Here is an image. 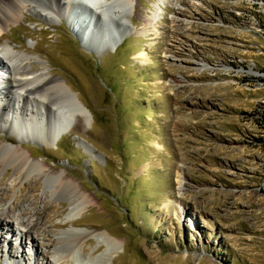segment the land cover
Wrapping results in <instances>:
<instances>
[{"label": "rangeland", "instance_id": "1", "mask_svg": "<svg viewBox=\"0 0 264 264\" xmlns=\"http://www.w3.org/2000/svg\"><path fill=\"white\" fill-rule=\"evenodd\" d=\"M109 3L113 26L91 17V4L80 18L25 10L2 30L0 50L45 68L74 100L60 99L72 113L58 141L38 121L43 140L0 129V142L92 201L69 220L53 180L0 163L16 214L22 203L24 221L42 210L33 223L50 240L92 232L76 255L88 264H264V0ZM102 21L115 35L101 36ZM0 231V264H72L53 260L52 241L34 234L20 247L17 231ZM102 232L120 246L108 249Z\"/></svg>", "mask_w": 264, "mask_h": 264}, {"label": "bare ground", "instance_id": "2", "mask_svg": "<svg viewBox=\"0 0 264 264\" xmlns=\"http://www.w3.org/2000/svg\"><path fill=\"white\" fill-rule=\"evenodd\" d=\"M112 1L115 2V0ZM109 2L110 0H0V35L4 26L8 22L18 19L25 10L37 12L41 10L42 13L49 10L50 14L53 13L58 18L65 19L72 17V11L79 10L78 17L80 18V16L86 17V8L91 4L94 9L92 11L87 10L90 16L94 19L96 17L97 20L102 19L104 16L111 26L112 19H109L108 15L104 13L105 6H108ZM87 25L88 28L95 25L90 17ZM123 34V32H120L117 35L118 39ZM114 44L113 42V45L110 46L114 48ZM27 60L28 57L26 58L13 52L8 46H4L0 50V129L19 143H25L29 138L35 141L38 138L43 140V137L39 136L41 133L37 130L39 128L38 121H41V123L44 122L43 125H45L46 129L44 137L48 141H58L67 127H70L69 118L72 113L70 112L69 114V111H64L65 107L60 99L64 98L62 96L65 95L73 101V96L62 81L51 77L43 67L35 71ZM29 106L40 110V119L31 115L32 111L28 112ZM58 112L60 113L57 117L56 114ZM11 114L15 115L14 121H12V117L10 119ZM16 117L20 118L19 122H15ZM0 163L5 173L7 172L6 168L10 166L13 167L14 175L18 174L21 177L29 178L31 174H36L39 177L53 180L52 189L49 193L52 196L59 194L68 196L71 208L69 220L79 214L82 209L91 205L92 201L89 195L84 194L73 180L59 178L55 173L46 172L41 163L29 159L27 152L23 150L22 146L17 147L0 142ZM182 181L180 176L179 185ZM9 190V188L0 186V230L6 229L8 234L13 232L15 234L17 231L15 226L20 227L21 230L17 231L20 247H24L26 241H37V236L42 237L45 242L52 241L49 252L50 250L52 251L50 254L57 263L66 261V263L72 262V264H88L87 261L80 262L76 255L78 251L82 250L87 238L93 234L92 232H87L86 234L72 233L67 235V237L50 240L49 235L39 234V230H37L38 222L33 223L32 218L42 213V210L39 213L35 212L34 216L25 221L22 218L20 219V215L28 214L29 210L28 208H23L22 203L17 207L19 212L16 214L15 206L10 202L11 199L7 195ZM34 234L37 236L35 237ZM61 234L65 235L66 233L62 232ZM97 235L108 249L113 250L120 246V241L106 232ZM3 240L4 236L0 231V242H3ZM35 243H33L32 248L35 249L36 253V251L38 252V246L35 247ZM13 255L18 259L17 253ZM48 263L51 264L47 260Z\"/></svg>", "mask_w": 264, "mask_h": 264}, {"label": "water", "instance_id": "3", "mask_svg": "<svg viewBox=\"0 0 264 264\" xmlns=\"http://www.w3.org/2000/svg\"><path fill=\"white\" fill-rule=\"evenodd\" d=\"M99 25L101 27L100 33H101L102 37H108L107 35L113 34V32H114L113 29L109 28V26L107 25L106 22L102 21V22L99 23ZM113 35H115V34H113Z\"/></svg>", "mask_w": 264, "mask_h": 264}]
</instances>
